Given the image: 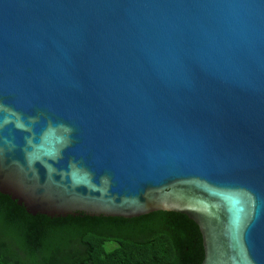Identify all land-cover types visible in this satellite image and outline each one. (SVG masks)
I'll list each match as a JSON object with an SVG mask.
<instances>
[{"label":"water","instance_id":"95a60500","mask_svg":"<svg viewBox=\"0 0 264 264\" xmlns=\"http://www.w3.org/2000/svg\"><path fill=\"white\" fill-rule=\"evenodd\" d=\"M0 193L264 264V0H0Z\"/></svg>","mask_w":264,"mask_h":264},{"label":"trees","instance_id":"16d2710c","mask_svg":"<svg viewBox=\"0 0 264 264\" xmlns=\"http://www.w3.org/2000/svg\"><path fill=\"white\" fill-rule=\"evenodd\" d=\"M192 233L151 215H31L0 193V264H191Z\"/></svg>","mask_w":264,"mask_h":264}]
</instances>
